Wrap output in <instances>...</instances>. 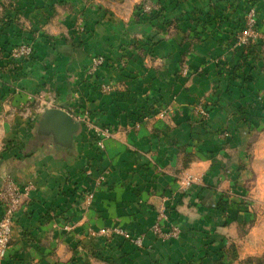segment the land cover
<instances>
[{"label": "crops", "instance_id": "obj_1", "mask_svg": "<svg viewBox=\"0 0 264 264\" xmlns=\"http://www.w3.org/2000/svg\"><path fill=\"white\" fill-rule=\"evenodd\" d=\"M77 1L60 3L67 8L58 15L69 29L65 34L50 30L37 35L32 58L0 70V189L7 176L34 185L27 208L17 213L5 264H264V238L257 236L260 225L252 208L256 196L247 192L248 180L258 182L252 178L255 160L250 164L249 154L253 131L235 128L224 137L227 133L219 129L231 114L214 108L202 124L188 109L214 87L207 48L198 45L187 51L190 68L201 66L204 71L180 75L179 59L185 51L173 39L177 36L158 35L152 65L147 66L141 55L147 54L146 46L133 38L146 33L143 20L134 15L126 20L101 17L92 4ZM36 2L28 1L19 13L29 28L45 22L49 27L55 21L54 5ZM81 13L86 14L83 31L76 27ZM17 21L11 23L12 40L19 36ZM100 53L108 60L92 74V57ZM106 81L118 89L101 93L99 83ZM52 88L58 89L57 107L73 116L70 131L47 115L50 93L45 90ZM149 88L152 95L157 93L154 88L163 96L176 95L175 116L170 122L132 127V112L148 102ZM9 89L16 95H5ZM71 90L80 96L70 99ZM40 92L42 98L34 96ZM81 104L88 105L93 120L117 131L105 148L89 141L86 126L76 121ZM186 174L198 180L184 185ZM100 176L103 184L94 201L82 207L80 192ZM161 203L181 228L178 238L162 241L149 230ZM66 223L71 230H64ZM107 226L146 232L144 246L109 244L89 236L90 230Z\"/></svg>", "mask_w": 264, "mask_h": 264}, {"label": "rangeland", "instance_id": "obj_2", "mask_svg": "<svg viewBox=\"0 0 264 264\" xmlns=\"http://www.w3.org/2000/svg\"><path fill=\"white\" fill-rule=\"evenodd\" d=\"M28 1L31 2V0H0V70L3 67L12 69L14 64H21L23 61L32 58L34 52L28 57L23 54L16 55V48L20 45L27 44L32 46L35 51V38L37 35L50 32V30L54 32V34L60 35L61 32L65 34L69 30H66L63 24L58 21L60 19L58 15L64 14L67 11V8L60 5V3H63L65 0H46V2L52 3L51 5L55 7V21L50 24L49 27H47L48 22L41 23L40 25L37 24L38 26H36V29H33L34 27L29 28L24 13H19L20 10L24 8L27 9ZM80 1H82V6L84 4H92L95 14H99L101 17L108 16L109 19L126 20L129 16L134 15L138 19L143 20L145 25L143 28L146 33L144 34L140 31V33L134 34L133 38L137 40V43L141 44L140 47L143 48V46H146L144 50H147V54L141 55H143L145 65L147 66L152 65L151 50L153 49L155 41L158 40V35H167L169 38L174 35L177 36L173 39H175L177 42L176 44L180 45L182 50L185 51V53L183 52L182 58L179 59L180 75L183 74L187 76L194 73H202L204 67L200 66L194 70L190 68L187 51L197 48L198 45H201L204 49L207 48L205 52V54H207L206 63L213 64V68L215 69V74L213 75V77L216 78L213 85L214 87H212L211 94H209L208 97H198V100L190 104L188 109L196 114L199 118V122L202 124H207L211 111L214 108L218 107L221 109L222 114L226 116L231 114L232 118L228 119L227 123H225V125L223 124L219 129L221 134L227 133L224 137L230 136L231 130L235 128L242 127L243 129H251V131H253L248 138L249 154L251 157L250 164L251 161L255 160L253 162L254 164H252L253 167H255L252 178L254 179L256 177L255 180H258V182L252 185L250 180H248L247 192L253 197L256 196L254 198L257 202H254L255 200L253 201L252 208L255 212L254 220L259 222L260 225V232L257 236L261 239L264 238V99L262 100V98H264V71L261 69L264 67V0ZM33 2L34 5L37 4L36 0H33ZM79 9H77L78 11L74 12V14H77ZM51 11L53 12V9ZM76 16L78 20L76 21V27L79 31H83L85 29L86 14L81 13ZM15 21L19 22L15 24L20 28L19 34H17L19 36L15 40H12L10 28L11 23ZM161 30L163 32H161ZM12 33L14 35L17 31H13ZM145 36L147 40L144 39ZM133 47L134 46H129L130 49ZM100 57L105 59L104 64L108 60L105 54L100 53L93 55L89 69L90 73L93 74L100 67L104 66V64H102L95 68V59ZM124 61L125 58L122 59L120 65H124ZM258 64L260 67H258ZM5 73V77H12L10 72ZM109 85H111L112 88H108ZM115 86L116 85L113 83L106 81L100 82L98 87L99 91L105 94L118 89ZM151 90L152 89L149 88V90L145 92V96L148 100L145 106L132 112V116L134 115L131 122L132 127H140L142 124L152 123L158 120H169L170 122L172 116H175L177 110V106H175L177 103L176 95L163 96L164 92L159 91L158 88L153 89L157 93L152 95ZM45 91L48 94L50 93L48 97L49 100L45 99L47 101L45 105L50 106V109L59 108L57 106H59L60 103L57 102L58 97L56 94L58 89L55 91L52 88L50 92L47 90ZM78 92V90H71L70 99H75L80 96ZM7 94L16 95V92H12L9 89L8 92L5 91V95ZM34 96L42 98L43 92L37 95L34 94ZM252 98H255L257 101L253 102ZM179 104L181 105V103ZM180 105L179 110L182 112V107L180 108ZM79 106L81 110L80 113L75 116V119H77L76 121L86 126L89 134V141L91 140L97 148H105V141L116 137L117 131L108 124H100L93 120L88 105L81 104ZM100 129L104 130V132L109 131V134H107V136H102ZM98 133H100V136ZM100 142H102L104 146H100ZM187 175L188 174L185 176ZM7 178L12 177L7 176L5 179ZM14 181L17 182L16 180ZM18 183L32 184L34 188L33 182ZM102 184L103 177H97L93 179V184H90L80 192L79 201L82 207L85 206L84 208H87L91 206L95 199L96 190H98V187H101ZM90 192L93 193L92 197ZM29 198L30 194L14 213L15 222L10 236L9 248L6 254L0 258V264H5V261L9 257V249L16 227L17 213L21 209L27 208L28 205L24 204H26ZM2 203L3 202L0 201V220L5 214L4 205ZM163 205L165 204L161 203V205L156 206L157 215L149 228L154 236L162 241H164V239L154 233L155 226L161 228V225H163L165 229H167L171 225H175L181 230L180 226L171 218L169 212L167 220L162 218L161 207ZM65 221L69 220L65 219ZM63 227L65 231L72 229L70 223H66ZM180 233L176 238L180 236ZM145 235L146 232L135 233L123 229L121 226H107L99 230L89 231V236L95 238L102 237L106 243H129L137 248H142L144 246ZM140 238L142 239L141 245L137 243V240ZM260 250L264 252L263 247H260ZM261 259L264 260V257Z\"/></svg>", "mask_w": 264, "mask_h": 264}, {"label": "built area", "instance_id": "obj_3", "mask_svg": "<svg viewBox=\"0 0 264 264\" xmlns=\"http://www.w3.org/2000/svg\"><path fill=\"white\" fill-rule=\"evenodd\" d=\"M33 52V47L27 44L20 45L18 48H16V55L23 54L28 57L32 55ZM97 59H95V68H97L99 65L104 64L105 62V59L103 57ZM108 88H112L111 85H109ZM79 119L83 120L82 118ZM100 130L102 136H107V134H109L108 130H106L108 132H104V130L102 129ZM98 134L100 136V133ZM100 146H104L102 142H100ZM196 180H198L196 176L188 174L187 176H184L181 182L184 185H189ZM32 189V184H20L18 182H15L12 178L5 179L2 189H0V201L3 202L2 204L4 205L5 211L4 216L0 220V258H2L6 254L9 248L11 238L10 236L13 231L15 222L14 213L19 209L20 205H22L24 200L29 196ZM90 195L92 197L93 193L90 192ZM161 213L162 218L164 220H167L169 215L167 207L165 205L161 207ZM154 233L162 237L164 240H169L176 238V236H178L180 233V229L175 225H171L169 228L165 229V227L161 225V228L159 226L154 227ZM137 243L141 245L142 239H138Z\"/></svg>", "mask_w": 264, "mask_h": 264}, {"label": "water", "instance_id": "obj_4", "mask_svg": "<svg viewBox=\"0 0 264 264\" xmlns=\"http://www.w3.org/2000/svg\"><path fill=\"white\" fill-rule=\"evenodd\" d=\"M47 115L55 121L59 128L63 130L70 131L75 127L73 116L64 109H49Z\"/></svg>", "mask_w": 264, "mask_h": 264}]
</instances>
